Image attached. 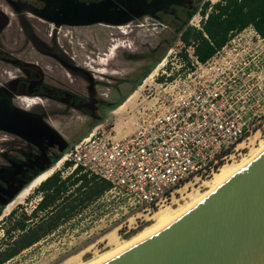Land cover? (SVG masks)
I'll return each instance as SVG.
<instances>
[{
  "label": "built area",
  "instance_id": "1",
  "mask_svg": "<svg viewBox=\"0 0 264 264\" xmlns=\"http://www.w3.org/2000/svg\"><path fill=\"white\" fill-rule=\"evenodd\" d=\"M190 24L201 28L197 18ZM186 54L185 68L166 72L136 109L130 132L117 136L98 122L60 157L58 168L79 165L107 179L111 186L98 198L120 197L141 223L142 213L241 152L245 138L264 133V32L250 23L231 29L205 60L193 48ZM25 249L0 264H30Z\"/></svg>",
  "mask_w": 264,
  "mask_h": 264
},
{
  "label": "flooded vegetation",
  "instance_id": "2",
  "mask_svg": "<svg viewBox=\"0 0 264 264\" xmlns=\"http://www.w3.org/2000/svg\"><path fill=\"white\" fill-rule=\"evenodd\" d=\"M206 1L209 0H129L127 5L119 0H0V101L44 119L55 129L51 116L77 112L84 116V122H91L105 114L121 86L116 85L109 92L102 90L106 82L102 77L109 74L100 72L103 74L100 75L97 72L105 68L78 59L71 42L73 34L69 29L61 34L62 27L96 23L122 27L123 23L140 18L164 20L165 15L170 16L169 23L185 25L196 14L202 27L209 13L219 11L226 2L211 0L205 6ZM99 3L121 12L118 17L109 13L110 19L126 18V21L80 22L87 18L83 11L86 5ZM117 43L110 42L99 56L100 62L115 54L122 45ZM128 81L129 77L123 80ZM0 133L10 134L0 141L1 208L20 184L52 161L59 152V143L49 142L44 136L35 142L4 128H0ZM66 142L68 146L69 141Z\"/></svg>",
  "mask_w": 264,
  "mask_h": 264
},
{
  "label": "rangeland",
  "instance_id": "3",
  "mask_svg": "<svg viewBox=\"0 0 264 264\" xmlns=\"http://www.w3.org/2000/svg\"><path fill=\"white\" fill-rule=\"evenodd\" d=\"M209 1L211 2V0ZM192 16L191 18H193ZM194 16L193 21L196 20L198 15ZM169 19V15H165L164 20L150 17L147 19L140 18L130 23L125 22L122 27L106 23L62 27L61 34L68 31V29L73 34L71 42L75 47L76 57L80 60L94 62L96 68H105V71H99L98 74L103 75L100 72L109 74L102 77L106 82L101 89L109 92L112 87L121 86V91L112 97L114 99L111 103L113 104L112 107L107 106L104 116L95 121L94 124L103 122V126L110 129L117 136L130 132L133 128L132 120L136 109L160 89L156 82L162 80L166 72L176 74L185 68L183 62L186 57L182 52L187 53L193 46L184 45L178 35L172 37L184 25L171 24L168 21ZM114 41H119L117 44L122 45L116 48L115 54L105 60L104 63L100 62L99 56L103 55L110 42ZM169 42V46L165 49ZM161 53L160 60L154 64L138 84H135L140 73L152 63L155 56ZM104 57L107 56L104 55ZM154 71L155 73H153ZM150 72L153 74L151 75ZM128 77L129 81L123 82L124 78ZM148 86H151V89ZM51 117V123L69 141L67 147L71 146L74 140L84 133L90 124V122H84V116L77 112H73L68 116ZM9 135L8 133H0V141L2 136L7 137ZM262 139H264V133L245 138L238 145V150L242 148V151L227 159L228 162L241 159L253 147H257L259 140ZM56 161L53 164H56L59 160ZM56 170H59L62 176L70 171L69 168L64 166L57 167L54 171ZM201 178L196 180V183L192 182L182 186L171 200L160 204L149 214L142 213L141 217L144 218L142 223L138 215L135 216L134 210L129 209L126 211L120 197H112L109 200H101L97 197L88 202L79 212L65 220L63 227L29 245L25 249L30 250L32 257L31 260H28V263L78 264V262L88 260L110 250L117 246L118 242L116 240L120 242L152 222L155 211L168 206L176 207L188 201L191 194L197 191H205L207 187L203 185V182L208 177L202 176ZM3 208L4 206H1L0 249L10 243L12 236L18 232L16 230L7 233L6 228L11 224V221L7 217L9 212L3 214ZM135 219L139 223L136 227H133L132 224H136ZM127 228L129 230H126Z\"/></svg>",
  "mask_w": 264,
  "mask_h": 264
},
{
  "label": "water",
  "instance_id": "4",
  "mask_svg": "<svg viewBox=\"0 0 264 264\" xmlns=\"http://www.w3.org/2000/svg\"><path fill=\"white\" fill-rule=\"evenodd\" d=\"M83 11L84 23L126 21L110 19L109 13L118 17L121 12L103 3L88 4ZM0 128L35 142L44 136L59 143L60 152L67 147L49 122L8 102L0 101ZM52 164L20 184L4 206ZM86 264H264V145L209 192Z\"/></svg>",
  "mask_w": 264,
  "mask_h": 264
},
{
  "label": "trees",
  "instance_id": "5",
  "mask_svg": "<svg viewBox=\"0 0 264 264\" xmlns=\"http://www.w3.org/2000/svg\"><path fill=\"white\" fill-rule=\"evenodd\" d=\"M208 3L209 1H206L205 6ZM250 23L259 31L264 32V0H226L219 11L209 13V17L203 23L202 28L185 24L175 33L176 35L173 38L178 35L184 45L193 46L194 53L198 59L205 60L216 48L225 42L231 29L242 28ZM170 42L165 46V49ZM162 53L153 58L152 63L140 73L135 84H138L152 69L154 64L160 60ZM182 54L187 56L186 52H182ZM112 105H109V107H112ZM103 116L91 121L84 133L75 140L87 134L95 121ZM64 151L56 153L51 162L54 163L56 160H60ZM67 164H69V161H65V165ZM41 182L36 187L42 194L41 198L30 213H27L24 208L17 212L18 207H13L7 214L8 219L11 221V224L6 228L7 233L16 230L18 232L12 236L10 243L0 249V260H4L18 253L23 248L45 238L50 233V229L55 228L58 224L63 223L79 212L88 202L99 197L111 186L107 179L97 174L83 171L79 165L65 176H62L59 170L53 171L48 178L46 177ZM55 207H59V209L55 211L52 217L45 215L36 225L27 226L28 219L36 215L34 214L36 209L52 210Z\"/></svg>",
  "mask_w": 264,
  "mask_h": 264
},
{
  "label": "bare ground",
  "instance_id": "6",
  "mask_svg": "<svg viewBox=\"0 0 264 264\" xmlns=\"http://www.w3.org/2000/svg\"><path fill=\"white\" fill-rule=\"evenodd\" d=\"M105 60L106 59H102V62H105ZM155 71L153 73H155ZM153 73H151V75ZM149 77H148V79H149ZM263 145H264V139L259 140L258 146L257 147H253L249 151V153L244 155L241 159H239L237 161H233V162H228L229 160H227V161H224L223 163H221L218 168H216L211 174H209L210 177L208 175L205 176V177H208V179L204 180V182H203V185L207 187V189L205 191H197L196 193L191 194V197H190V199L188 201H186L185 203L179 204L176 207L168 206V207H166L164 209H159L158 211H155L154 214H153L154 220L152 222H150L149 224H146V226H144L143 228H141L140 230H138L137 232L132 234L130 237L125 238V239H123L120 242L118 240H116L118 242L117 246H119V245H121V244H123V243H125V242H127V241H129L131 239H133L134 237L138 236L142 232L146 231L147 229H149L152 226L156 225L157 223H159L160 221L164 220L168 216L172 215L176 211L180 210L184 206L188 205L192 201L196 200L200 196H202L205 193L209 192L212 188H214L217 184L222 182L232 172H234L238 167H240L245 162H247ZM62 160H63V158H61L53 167L51 166V168L49 170H44L42 173L38 174L35 178H33L26 186H24V188H22L20 190V192L10 202L7 203V205H6V207H5L4 211H3V214H6L7 212H9L10 209L12 208V206L16 202L22 201L23 198L27 194H29L42 180H44L46 177L48 178V176L50 174H52V172L61 164ZM198 179H202V178L201 177H196V178H194V181H192V182L196 183V180H198ZM117 246H115V247H117ZM115 247H113V248H115ZM107 251H109V250H107ZM107 251L102 252V253L98 254L97 256H95L93 258H90L88 260H85V261H82V262H78V264H86L89 261L97 258L98 256L106 253ZM75 260H78V259H75Z\"/></svg>",
  "mask_w": 264,
  "mask_h": 264
},
{
  "label": "crops",
  "instance_id": "7",
  "mask_svg": "<svg viewBox=\"0 0 264 264\" xmlns=\"http://www.w3.org/2000/svg\"><path fill=\"white\" fill-rule=\"evenodd\" d=\"M252 24V23H251ZM202 28V27H201ZM38 186V185H37ZM36 186V187H37ZM34 188L29 194H27L22 201L16 202L13 207H18V211L24 208L27 213H30L35 207L38 201L41 198V192L37 190V188ZM59 207H55L52 210L49 209H36L35 213L36 215L32 216L30 219H28L27 226H34L41 220V218L45 215L52 217L56 210H58ZM60 227H63V223L58 224L55 228L50 229L49 232L52 233L55 230H58Z\"/></svg>",
  "mask_w": 264,
  "mask_h": 264
}]
</instances>
